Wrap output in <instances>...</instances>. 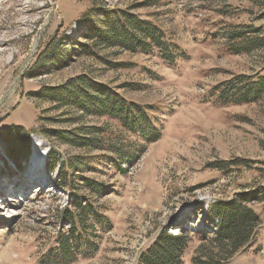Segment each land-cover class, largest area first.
<instances>
[{"label": "rangeland", "instance_id": "374dc122", "mask_svg": "<svg viewBox=\"0 0 264 264\" xmlns=\"http://www.w3.org/2000/svg\"><path fill=\"white\" fill-rule=\"evenodd\" d=\"M102 1L159 25L178 46L177 64L156 53H84L79 43L92 47L87 37L102 19L89 17L92 5ZM258 16L247 0H0V264H39L61 227L56 209L69 199L52 184L57 172L30 169L36 137L46 144V160L53 149L64 158L84 151L52 133L103 128L109 149L132 157L131 165L108 162L86 172L109 190L98 204L112 227L99 228L98 249L76 264H137L161 233H211L215 204L264 186V96L223 104L215 92L236 76H264V48L234 55L226 35L230 26L264 29ZM79 77L147 108L162 138L147 143L115 121L40 95ZM237 160L252 168L230 165ZM255 210L264 224V203ZM200 244L193 239L184 264H193ZM258 247L228 264H264V225Z\"/></svg>", "mask_w": 264, "mask_h": 264}, {"label": "trees", "instance_id": "16d2710c", "mask_svg": "<svg viewBox=\"0 0 264 264\" xmlns=\"http://www.w3.org/2000/svg\"><path fill=\"white\" fill-rule=\"evenodd\" d=\"M247 1L258 9L257 20H264V0ZM89 17L102 19L87 37L92 47L85 42L79 43L84 53L87 51L89 55H97L92 49H113L146 55L156 53L170 67L175 66L181 58L177 44L167 37L166 32L159 25L132 13L131 8L111 9L102 1L100 5H92ZM226 35L228 49L234 55H248L264 48L263 27L247 24L230 26ZM115 66L125 67L121 64ZM215 92L223 104L256 102L264 96V76H236L217 86ZM40 95L64 106H71L78 112L115 121L125 132L147 143H156L162 138L147 108L128 101L111 87L87 77L73 79L63 87L46 88ZM78 132L51 134L54 139L79 148L84 153L68 154L62 158L53 149L48 157V170L57 172L52 184L66 191L69 199L64 209H56V219L61 227L54 246L44 253L39 264H76L98 249L96 239L99 228L112 227L110 219L98 204V199L109 195V190L86 172L97 173L94 167L104 166L108 162H126L131 165L132 157L122 150L109 149L112 144L105 138V129L91 127L85 131L78 129ZM225 165L220 166L221 171L226 170ZM230 165L252 168L245 160H237ZM117 167L122 174L129 172L121 165ZM253 187L249 191L245 190L248 192L220 201L212 207L209 216L216 225L211 227V233L205 228L197 231L180 229L176 234L161 233L154 244L140 254L137 264H184V254L194 238L199 239L201 244L192 260L193 264H228L240 253L252 248L258 251V238L264 224L255 205L264 203V186ZM206 225L208 229L210 226Z\"/></svg>", "mask_w": 264, "mask_h": 264}, {"label": "bare ground", "instance_id": "6f19581e", "mask_svg": "<svg viewBox=\"0 0 264 264\" xmlns=\"http://www.w3.org/2000/svg\"><path fill=\"white\" fill-rule=\"evenodd\" d=\"M47 149L43 140L35 138L33 145V153L30 158L29 167L32 171L45 172L47 165Z\"/></svg>", "mask_w": 264, "mask_h": 264}]
</instances>
